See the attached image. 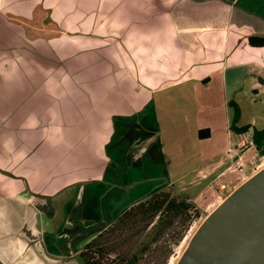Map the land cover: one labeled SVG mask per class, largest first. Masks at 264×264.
<instances>
[{
    "label": "crops",
    "instance_id": "1",
    "mask_svg": "<svg viewBox=\"0 0 264 264\" xmlns=\"http://www.w3.org/2000/svg\"><path fill=\"white\" fill-rule=\"evenodd\" d=\"M250 38L264 0H0V264H79L97 223L170 185L162 133L220 143L199 181L236 189L230 103L264 89Z\"/></svg>",
    "mask_w": 264,
    "mask_h": 264
},
{
    "label": "trees",
    "instance_id": "2",
    "mask_svg": "<svg viewBox=\"0 0 264 264\" xmlns=\"http://www.w3.org/2000/svg\"><path fill=\"white\" fill-rule=\"evenodd\" d=\"M251 46H264L249 39ZM232 121L230 131L244 136L250 127L235 128L238 107L230 103ZM252 142L257 154L264 156V128H252ZM199 216V209L190 201L170 192L158 191L126 211L89 241L78 254L80 264H140L152 254L153 264H166L172 251L183 237L189 223ZM151 263V264H152Z\"/></svg>",
    "mask_w": 264,
    "mask_h": 264
},
{
    "label": "water",
    "instance_id": "3",
    "mask_svg": "<svg viewBox=\"0 0 264 264\" xmlns=\"http://www.w3.org/2000/svg\"><path fill=\"white\" fill-rule=\"evenodd\" d=\"M175 264H264V167L206 216Z\"/></svg>",
    "mask_w": 264,
    "mask_h": 264
},
{
    "label": "rangeland",
    "instance_id": "4",
    "mask_svg": "<svg viewBox=\"0 0 264 264\" xmlns=\"http://www.w3.org/2000/svg\"><path fill=\"white\" fill-rule=\"evenodd\" d=\"M68 48V47H67ZM71 49V48H70ZM80 50H83V47L80 46ZM260 94L256 97H248L249 99L255 100L254 102L248 100L244 101V105L240 109V122L239 124H249L251 119H255V128L262 129L264 126V89H259ZM233 117V115H232ZM231 117V121H232ZM239 119V118H238ZM230 121V122H231ZM160 138L163 140L162 145L164 148L163 155H166L167 163L169 165L168 170L165 171L166 174L171 175L167 177L169 186H166L161 189V191L170 192L173 195L185 199L187 201H196L193 202L197 208L199 209V216L195 217L191 220L188 225L187 230L183 234L182 239L176 244L173 245L171 255L166 264H169L170 260L174 258L175 262H177L179 256L184 251L188 240L191 238L193 233L197 230V228L201 225L204 221L206 216L210 214L234 189L229 187H224L223 189H218L217 185H208L204 182L199 181V169L202 168L203 163L211 158H215L219 155L221 144L214 143L213 147L208 145L206 147H198L196 148L195 145L192 146V143L187 141H182L180 137V147L174 153L169 152L174 145L166 141L165 135L163 133L160 135ZM172 147H169V146ZM176 145V144H175ZM159 146V144H158ZM179 146V145H178ZM192 146V147H191ZM232 148V149H231ZM230 150L224 153L221 156V159H224L225 163L231 164L232 168L235 170V173H238V180L236 183H239L240 186L243 182H245L248 178L252 175L257 173L264 167V156L260 157L254 147H250L248 150H242L241 154V164H242V171L239 172L236 169V162L235 158L239 153L234 151V146H232ZM170 149V150H169ZM182 149V151H181ZM169 154L171 156H169ZM176 154V155H175ZM237 154V155H236ZM243 154V155H242ZM173 155V156H172ZM215 160V159H214ZM235 177L236 175L233 174ZM208 180V178L206 179ZM222 185H225L222 183ZM237 186V187H238ZM129 209V208H128ZM126 211V210H125ZM112 224V223H111ZM104 225V226H103ZM109 224L105 222H99L96 224L97 229L101 226L107 227ZM102 227V228H103ZM91 235V234H90ZM87 236L82 238L81 249L86 245L89 241L93 238ZM92 236V235H91ZM81 251V250H80ZM152 263V254L146 255L141 259L140 264H151ZM80 264V263H79ZM153 264V263H152Z\"/></svg>",
    "mask_w": 264,
    "mask_h": 264
},
{
    "label": "built area",
    "instance_id": "5",
    "mask_svg": "<svg viewBox=\"0 0 264 264\" xmlns=\"http://www.w3.org/2000/svg\"><path fill=\"white\" fill-rule=\"evenodd\" d=\"M250 147H253V142H252V134L251 132L246 133L244 136H242L239 141L237 142L236 145V153H239V155L236 156L235 158V162L237 164L236 169H238L239 172L242 171V164L241 162V154L242 150L244 149H249ZM231 172H234V169H230ZM220 189L224 188V185H219Z\"/></svg>",
    "mask_w": 264,
    "mask_h": 264
},
{
    "label": "bare ground",
    "instance_id": "6",
    "mask_svg": "<svg viewBox=\"0 0 264 264\" xmlns=\"http://www.w3.org/2000/svg\"><path fill=\"white\" fill-rule=\"evenodd\" d=\"M174 262H175V260H174V258H172V259L170 260L169 264H174Z\"/></svg>",
    "mask_w": 264,
    "mask_h": 264
}]
</instances>
